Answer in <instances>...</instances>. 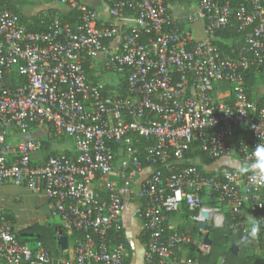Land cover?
Here are the masks:
<instances>
[{
  "label": "built area",
  "instance_id": "obj_1",
  "mask_svg": "<svg viewBox=\"0 0 264 264\" xmlns=\"http://www.w3.org/2000/svg\"><path fill=\"white\" fill-rule=\"evenodd\" d=\"M60 1L77 11V22L55 16L42 32L28 31L0 3V185L42 191L61 221L57 235H83L71 251L52 254L41 241L20 242L0 212V262L123 264L126 247L115 241L124 194L135 200L131 215L147 237L145 264H200L178 257L182 246L209 252L204 237L169 227L170 215L184 208L213 229L229 214L245 242L264 248V189H250L234 167L216 166L211 178L197 165H180L193 142L211 159L238 161L264 143V99L250 98L244 81L249 66H264V0H194L187 19L202 20L206 33L197 40L166 0H103L109 16L130 21L124 32L100 25L85 0ZM229 27L243 36L236 53L214 43ZM98 57L122 76L121 90L88 78L85 64ZM221 84L231 99L214 102L210 92ZM34 125L70 138L71 149L36 159L40 140H10L11 131ZM255 222L260 231L249 240Z\"/></svg>",
  "mask_w": 264,
  "mask_h": 264
},
{
  "label": "crops",
  "instance_id": "obj_2",
  "mask_svg": "<svg viewBox=\"0 0 264 264\" xmlns=\"http://www.w3.org/2000/svg\"><path fill=\"white\" fill-rule=\"evenodd\" d=\"M166 2L170 13L175 18L178 25L188 29L194 39H202L206 36L205 26L202 20L195 19L189 21L187 19L188 15L195 11L194 0H166ZM52 7L53 5H45V7H43L44 9H42L44 14L47 13L41 16H49L50 13L47 10ZM64 7V5L58 7V11H61ZM97 7V11L100 15V25L114 24L119 27L120 32H124L128 29L130 21L109 16L106 4L103 1ZM55 16L59 17V12L52 14V18ZM242 37V35L233 33L229 35L219 33L214 37V43L223 51L228 48L234 49L243 44ZM119 41L120 37L118 36L110 42V46H116ZM103 70L101 57L90 60L86 69L88 78L91 81H101L108 84L109 87H114L112 89L118 91L121 90L123 87L120 83L123 82L122 76L106 70L105 72L109 73H105ZM230 95L229 85H216L210 92L211 99L214 102L229 101L231 99ZM249 96L254 100H261L264 98V81L262 80V77L257 75L253 85L249 88ZM47 128L46 125H34L26 132H17L13 130L11 131L9 138L12 142L21 139L40 140L43 143V148L34 156L36 159H44L50 152L71 149L73 143L70 138L63 137L67 141L62 142L58 139H54L49 128ZM234 161L238 160L234 157H222L216 161V165L222 164L234 167ZM148 171H150L149 168L146 169V172ZM133 206L134 203L131 198L127 194H124V203L121 210L123 228L118 242H121L126 247L128 253L123 264H145L144 252L147 237L143 231L141 220L131 215ZM0 212L11 216V223L16 232L35 223L45 222L48 228H52L54 232L58 249L57 252L62 250L57 242V231L59 230L61 221L51 215L48 200L42 191H32L27 187L17 186L10 183L2 184L0 185ZM168 225L174 229L187 231L196 239L204 237L206 234L205 230H201L197 224L191 220L190 213L186 209H182L180 212L170 215ZM209 233L208 238L210 237ZM21 234H26L24 237L29 238L24 241L25 243L30 246L35 243L36 240L32 239V237L36 236V232H21ZM64 236L68 244L67 248L64 250L67 252L71 251L76 240L81 238L78 232ZM232 245H234V243L228 244V247L231 248ZM191 249L193 248L182 246L176 252V255L178 257L186 258L189 256ZM0 264L2 263L0 262Z\"/></svg>",
  "mask_w": 264,
  "mask_h": 264
},
{
  "label": "trees",
  "instance_id": "obj_3",
  "mask_svg": "<svg viewBox=\"0 0 264 264\" xmlns=\"http://www.w3.org/2000/svg\"><path fill=\"white\" fill-rule=\"evenodd\" d=\"M51 1V0H49ZM58 2L62 3L60 0ZM103 1V0H102ZM222 2L224 0H221ZM235 0H232L234 2ZM104 2V1H103ZM0 3L7 9L14 12L18 15L20 23L28 30L33 32H42L47 31L51 24L52 14L59 12V18L62 22H67L70 24H75L77 22V11L73 8H70L68 5L63 4L65 7L58 11L56 8H48L49 16H41L39 13H25L22 11L24 3L20 0H16L13 2L12 0H0ZM98 8V7H94ZM225 34L229 35L231 33L241 35L234 28L229 27L226 29H222L217 34ZM216 34V35H217ZM243 38V37H242ZM237 48L232 49H224V52L231 53L234 51L236 53ZM87 62L85 64V68L88 66ZM258 76L262 77L264 81V66H249L246 74H245V85L247 86L248 96H249V88L253 85L255 78ZM9 84H12V80L7 79ZM222 86H228V84H221ZM220 85V86H221ZM123 86V85H122ZM250 97V96H249ZM251 98V97H250ZM264 99V98H263ZM261 99L260 101H262ZM218 159H211L207 156L205 152H203L197 142H193L188 150L184 152L183 160L180 165H197V167L201 170L203 174H207L211 178H216L218 174L214 172L216 166V161ZM232 167V166H230ZM134 203V199L131 198ZM186 209V208H184ZM187 210V209H186ZM189 212V211H188ZM6 218L11 221V216L4 213ZM231 218L230 215L227 214L226 222L221 228H214L210 233L211 245L208 253H200L196 254L193 249L188 257L195 258L197 257L200 264H219L222 261V264H254L253 260L255 256L247 253L246 250L253 249V246L250 242H245L239 233L230 227ZM179 230V229H178ZM21 232H36V236L32 237V239L36 241H41L44 246L52 253L57 254V244L54 232L52 228H48L45 222L35 223L27 228L18 232V239L20 242H24L29 239L28 237L21 236ZM122 231L119 236H116V241H119ZM82 237L83 233L79 232ZM236 244L239 248L236 252L228 247V244ZM240 249H242L240 251Z\"/></svg>",
  "mask_w": 264,
  "mask_h": 264
},
{
  "label": "clouds",
  "instance_id": "obj_4",
  "mask_svg": "<svg viewBox=\"0 0 264 264\" xmlns=\"http://www.w3.org/2000/svg\"><path fill=\"white\" fill-rule=\"evenodd\" d=\"M233 172L241 177H246L250 189L257 191L264 189V143L257 144L247 159L234 161ZM231 178L232 173L229 174V179ZM259 231V222L252 223L248 239L256 237Z\"/></svg>",
  "mask_w": 264,
  "mask_h": 264
},
{
  "label": "rangeland",
  "instance_id": "obj_5",
  "mask_svg": "<svg viewBox=\"0 0 264 264\" xmlns=\"http://www.w3.org/2000/svg\"><path fill=\"white\" fill-rule=\"evenodd\" d=\"M12 1L16 2V0H12ZM20 1H22L24 3L23 8H22L23 12H25V13H39L40 15L44 14V11H43L44 8L43 7H45V5H47V6L53 5L52 8H56L57 10H59L58 7L63 6L62 3L58 2L57 0H51V1H47V0H20ZM55 6H58V7H55ZM103 71L105 72V70H103ZM105 73H109V72H105ZM113 81H114V78H113ZM120 83L123 85V82H120ZM110 88H114V87H110ZM50 133L54 139H58L61 142L67 141L63 137L55 136L51 130H50ZM237 250H239L238 247H237ZM241 250L242 249H240V251ZM246 252L255 256L254 264H264V248H262V249H254V248L252 249L251 248V249L246 250Z\"/></svg>",
  "mask_w": 264,
  "mask_h": 264
},
{
  "label": "water",
  "instance_id": "obj_6",
  "mask_svg": "<svg viewBox=\"0 0 264 264\" xmlns=\"http://www.w3.org/2000/svg\"><path fill=\"white\" fill-rule=\"evenodd\" d=\"M87 2V4L91 7H97L102 3V0H85ZM197 226L201 229V230H205L206 234L204 236V241L206 243H208L209 245H211V239L208 238V233L211 232L213 230V227L211 225H206L204 223H198ZM22 236L26 235V234H21ZM57 242L60 245V247L62 249L67 248L68 244L66 241V238L64 235L58 234L57 235ZM231 250H233L234 252L237 251V246L234 244L231 246L230 248Z\"/></svg>",
  "mask_w": 264,
  "mask_h": 264
}]
</instances>
